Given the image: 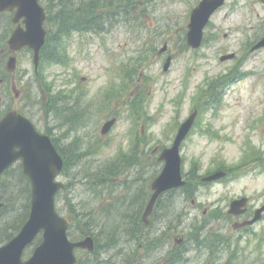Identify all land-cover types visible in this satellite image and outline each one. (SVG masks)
Returning <instances> with one entry per match:
<instances>
[{
    "label": "rangeland",
    "instance_id": "obj_1",
    "mask_svg": "<svg viewBox=\"0 0 264 264\" xmlns=\"http://www.w3.org/2000/svg\"><path fill=\"white\" fill-rule=\"evenodd\" d=\"M262 1L227 0L204 30L201 46L193 48L187 41L190 13L200 0H93L99 15L121 12L128 23L114 19L97 24L95 32L59 37L57 46L61 43L59 50L72 56L71 66L51 63L48 54L47 65L41 61L36 70L30 51L22 50L14 73L5 65L9 54L4 59L0 55V111L18 108L38 129L50 132L61 148L72 146L75 152L91 154L67 171V189L58 197L64 214L72 215L70 199L79 209L87 203L88 210L98 205L89 200L94 196L101 195L106 204L117 200L116 194L129 199L141 190L150 197L152 182L163 169L160 155L172 147L179 126L198 112L181 145L191 191L180 188L163 195L137 243L128 235L123 242L121 236L116 255L117 247L105 251L104 235L97 254L80 252L83 264H128L131 259L134 264H159L177 239L182 235L186 241L194 227L204 246L196 253L189 251L190 260L184 264L227 261L234 245L239 248L234 252L242 255L240 264H264V214L243 235L238 226L242 220L228 214L230 204L242 196L249 198L251 213L246 215L264 206V49L251 50L255 38L264 34ZM128 2L129 12L124 10ZM50 27L52 32L57 28ZM8 31L0 16V47ZM228 73L239 78L226 89L220 76ZM224 89L227 94L221 97ZM114 117L112 129L102 134L103 125ZM116 159L117 177L109 175L112 179L98 190L84 184L87 170L107 172ZM220 170L227 175L204 181V176ZM22 174V167L15 168L0 187V201L12 207L0 222L1 238L7 237V222L25 211L28 202L31 182ZM118 209L115 214H121ZM169 226L175 227L171 238L166 234Z\"/></svg>",
    "mask_w": 264,
    "mask_h": 264
},
{
    "label": "water",
    "instance_id": "obj_2",
    "mask_svg": "<svg viewBox=\"0 0 264 264\" xmlns=\"http://www.w3.org/2000/svg\"><path fill=\"white\" fill-rule=\"evenodd\" d=\"M222 0H203L192 12L189 43L198 47L202 40L203 28L210 15ZM18 8L17 19L25 17L27 29H17L11 43L20 48L28 45L35 50V57L45 42L46 30L43 27L45 13L38 0H0V12ZM264 46V39L258 47ZM192 120V118H191ZM191 121L181 128L174 146L166 149L161 159L166 165L159 177L153 182L154 194L145 211L146 221L152 212L157 197L163 191L183 186L179 146L186 135ZM111 123H108L107 127ZM23 158L24 170L32 182V210L28 221L20 233L6 246L0 248V264H74L77 258L76 247H93L91 238L81 242H71L67 230L69 222L58 215L55 209V195L64 185L56 181L62 171L63 161L47 135H42L23 115L10 112L0 121V179L2 173L12 163ZM217 174L216 177L221 176ZM231 212H237L232 208ZM44 231L41 245L26 262L21 260L22 252L37 236Z\"/></svg>",
    "mask_w": 264,
    "mask_h": 264
},
{
    "label": "trees",
    "instance_id": "obj_3",
    "mask_svg": "<svg viewBox=\"0 0 264 264\" xmlns=\"http://www.w3.org/2000/svg\"><path fill=\"white\" fill-rule=\"evenodd\" d=\"M42 1L46 4L49 12V16H50L49 24L50 25L54 24L57 27L56 31H59V33L56 34L52 33L50 35L47 45L43 50V54L46 51V49H48L47 48L48 46L51 47L53 46L52 48L50 47L47 51L51 49L53 55H58L59 57H62L63 54L62 52H60L58 47L60 46L61 43H59V45L57 46L59 37L64 35L63 40H65L71 33L74 32H82V33L92 32L97 30L95 26L97 25L98 22H100V24L102 23L104 24V22L115 19V16L112 15L111 13H108L105 16L99 15L97 12L99 10V7H97L93 3V0L92 1L91 0H57V1L42 0ZM131 3L132 2H128L127 6L125 7L128 12L130 11ZM7 18H8V22L11 23L12 22L11 16L8 15ZM56 46H57V50H55ZM64 56H66V54H64ZM60 150L65 155L66 166L68 167V169L71 167L72 164L80 166V161H82L86 156L91 155L85 151L75 152V148L72 146H70L67 149L60 147ZM130 158L132 159V157ZM99 170L100 168L97 169L95 173H89V170H87L85 176H83V180H85L84 184H86L89 188L98 190V186H101L103 183H106L108 177L111 176L114 178L118 176L117 159L109 163L107 172L104 170V168H101L100 171ZM21 176L24 175L22 174ZM104 176H106L105 180L101 179ZM111 177L110 179H112ZM93 179H98V180L93 185L88 184ZM75 180H80V179L75 177ZM71 183L73 184V181H71ZM187 189L190 190V187H187ZM148 197L149 194H146L142 190L137 195H135L134 198H129L130 200L124 196H119L118 194H116L114 198L117 200L108 202L106 204L102 202L101 195L94 196L89 200L92 202L97 201L98 205L96 207L91 206L90 208H88V210H85L87 203L85 202L81 203L80 204L81 208L79 209L77 205L72 202V199H70L68 201V205L70 212L72 213L71 215L72 225H74V229H73L74 232L72 231L71 234L76 238L77 237L80 238L89 234L94 235L97 245L95 250L93 251V254H97L99 252L101 248V242L103 236L106 235L107 236L106 245L108 248L105 251H107L109 248L117 247L116 255H118L120 251L118 245L121 244V238H123L121 236H124L123 242L125 241L126 235H128L129 240L134 241V243H137L138 240L142 239L143 229L146 227L145 223L142 220V214L148 203V199H147ZM27 200L29 202V191L27 192ZM28 202L24 204L25 211H23L18 217H15V219H13L12 221L7 222L6 225L7 235H10L19 226H21V223L25 219L29 210ZM158 206L159 204L156 206L153 215L157 213V209L159 208ZM169 206H171L170 203ZM11 209L12 207L9 208V210ZM116 209H118V211L121 210L122 211L121 214H115L114 210ZM6 214L7 211L3 213L2 211L0 212V222L5 221V218L7 216ZM179 216H181V214L175 215V218ZM196 230L198 231L199 229L197 228ZM197 236L199 235L196 234V237ZM232 254L235 255V257H237L236 252L232 251ZM181 256H183L181 253L175 254V258L171 260L172 261L171 264H179L177 258L180 259ZM130 261H132V259ZM130 261L128 264H134L131 263ZM135 263L145 264L144 262L141 261L139 262L137 261ZM77 264H83V258ZM95 264H104V262H97Z\"/></svg>",
    "mask_w": 264,
    "mask_h": 264
},
{
    "label": "flooded vegetation",
    "instance_id": "obj_4",
    "mask_svg": "<svg viewBox=\"0 0 264 264\" xmlns=\"http://www.w3.org/2000/svg\"><path fill=\"white\" fill-rule=\"evenodd\" d=\"M262 4L264 5V0L262 1ZM234 57H235V56H234ZM234 57H233V58H234Z\"/></svg>",
    "mask_w": 264,
    "mask_h": 264
}]
</instances>
